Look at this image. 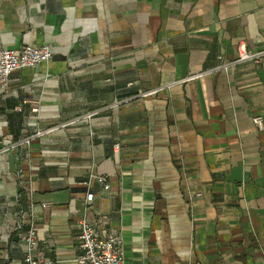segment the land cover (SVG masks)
Listing matches in <instances>:
<instances>
[{
	"label": "crops",
	"instance_id": "crops-1",
	"mask_svg": "<svg viewBox=\"0 0 264 264\" xmlns=\"http://www.w3.org/2000/svg\"><path fill=\"white\" fill-rule=\"evenodd\" d=\"M25 44L54 54L10 76L0 145L102 111L0 154V264L28 211L55 264H78L83 217L123 264H264V57L217 69L264 51V0H0V49ZM89 173L109 189L85 210Z\"/></svg>",
	"mask_w": 264,
	"mask_h": 264
},
{
	"label": "built area",
	"instance_id": "built-area-1",
	"mask_svg": "<svg viewBox=\"0 0 264 264\" xmlns=\"http://www.w3.org/2000/svg\"><path fill=\"white\" fill-rule=\"evenodd\" d=\"M238 56L235 59L229 60L223 63L217 69L227 70L229 67L242 64L245 61H251L255 64H260V61L264 57V51L252 52L249 51L243 44L238 46ZM53 54L47 45H40L37 47L30 46L28 44L22 45L19 50L0 49V93L6 94L9 86V78L14 72L20 71L22 68H34L37 64L48 63L53 58ZM211 73L199 72L195 75H191L185 79H181L176 83L197 81V79ZM129 84L128 87H131ZM157 89L150 90L148 92L140 93V97H148L157 93ZM128 97H121L114 107L130 102ZM103 109V108H102ZM102 111H87L81 116H77L68 122L56 124L47 128H37L32 133H29L8 146L0 145V154L7 152L12 148L28 147L33 140L39 139L46 135L55 133L57 129H64L71 125L76 124L79 121H87L97 116ZM32 112L37 113V109H33ZM252 123L259 130L263 129V122L261 117L252 118ZM91 134H93L91 132ZM82 185L85 187L86 198L84 201L85 210L88 209L89 204L93 200V194L90 190L92 183L97 182L103 191L109 189V181L104 176H97L93 173H89ZM199 196V195H197ZM47 204L43 203L45 207ZM20 217L22 216V212ZM29 226L26 232H22L20 235V243L24 247V253L22 257V264H55V261L45 255V252L40 249L38 245L37 232L34 228L35 215L34 212L28 211ZM78 234L76 238L77 248L79 254L76 257L78 264H123V252L121 238L117 233L111 232L104 238L97 236L96 227L87 218L83 217L77 223ZM18 229H21L19 226ZM22 230V229H21Z\"/></svg>",
	"mask_w": 264,
	"mask_h": 264
}]
</instances>
